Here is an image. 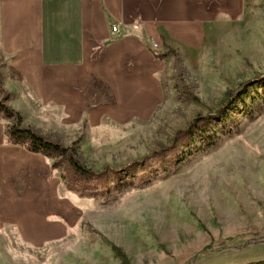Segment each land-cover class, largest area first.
Segmentation results:
<instances>
[{
  "label": "rangeland",
  "instance_id": "obj_1",
  "mask_svg": "<svg viewBox=\"0 0 264 264\" xmlns=\"http://www.w3.org/2000/svg\"><path fill=\"white\" fill-rule=\"evenodd\" d=\"M181 8L177 47L151 41L166 56L149 96L16 100L0 59L7 145L18 126L57 146L16 161L0 264H264V0Z\"/></svg>",
  "mask_w": 264,
  "mask_h": 264
},
{
  "label": "crops",
  "instance_id": "obj_2",
  "mask_svg": "<svg viewBox=\"0 0 264 264\" xmlns=\"http://www.w3.org/2000/svg\"><path fill=\"white\" fill-rule=\"evenodd\" d=\"M181 5L182 0H0L2 82L16 100L66 111L85 109L90 96H109L112 103L149 96L150 82L165 69L151 41L162 52L177 47ZM5 130L0 111V205L6 192L13 194L7 185H14L17 159L32 153L7 145Z\"/></svg>",
  "mask_w": 264,
  "mask_h": 264
},
{
  "label": "trees",
  "instance_id": "obj_3",
  "mask_svg": "<svg viewBox=\"0 0 264 264\" xmlns=\"http://www.w3.org/2000/svg\"><path fill=\"white\" fill-rule=\"evenodd\" d=\"M158 58H161V56H163V58L166 56L165 55H158ZM230 96L233 97L234 93L229 92L227 93L226 97ZM7 113L10 114L11 116H14L16 119V122H20L21 121V117L19 114H17L14 111L11 110H7ZM8 134L10 135V139H11V144L13 145H21V146H27V142L28 141V146L30 148L31 152L34 153H40V150H43V147H45V149L47 148V151L49 152L51 149L56 148V144L51 143L50 141L44 139L43 137L37 135L33 130L27 128V129H20L18 128V126H14L10 129H8ZM10 142V141H9ZM73 154L70 155L68 161L71 164V167L73 168V170L80 176V177H84L86 179H93L96 176H98V174L88 168H86L85 166H83L77 159L74 158V156H72ZM119 252V251H118ZM120 253V252H119Z\"/></svg>",
  "mask_w": 264,
  "mask_h": 264
},
{
  "label": "built area",
  "instance_id": "obj_4",
  "mask_svg": "<svg viewBox=\"0 0 264 264\" xmlns=\"http://www.w3.org/2000/svg\"><path fill=\"white\" fill-rule=\"evenodd\" d=\"M112 33H113V34H118V33H119V28H118L117 26H114V27L112 28Z\"/></svg>",
  "mask_w": 264,
  "mask_h": 264
}]
</instances>
